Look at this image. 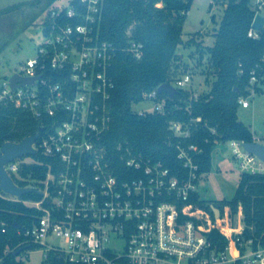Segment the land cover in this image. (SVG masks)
<instances>
[{
	"label": "built area",
	"instance_id": "1",
	"mask_svg": "<svg viewBox=\"0 0 264 264\" xmlns=\"http://www.w3.org/2000/svg\"><path fill=\"white\" fill-rule=\"evenodd\" d=\"M78 3L82 9L69 5L67 17H59L61 8L51 10L39 24L42 40L36 53L15 72L33 82L11 86L9 78H2L0 105L44 118L47 129L33 146L51 157L44 179L30 185L40 198L25 201L42 213L32 227L19 230L25 238L16 248L32 243L42 248L44 258L53 250L73 264H264V232L247 231L227 210L216 216L212 209L213 219L203 217L202 210L188 215L183 202L199 180V164L189 152L193 144L177 143V157L187 169L181 178L127 144L117 145L118 158L107 151L102 138L112 121L110 67L117 47L99 35L102 0ZM251 6L247 35L259 39L264 21L260 29L252 22L256 14L264 16V0H251ZM126 49L137 58L142 55L139 42L130 41ZM262 69L259 63L250 71L249 92L238 97L240 106H249ZM171 81L189 89L191 75ZM143 100L152 102V108L138 114L167 111L166 97L157 88L144 92ZM169 126L176 136L189 134L187 124L172 121ZM250 141L264 146V135L253 134ZM227 142L240 173L264 175V159L245 149L247 141ZM23 156L6 164L10 175L24 162L40 163Z\"/></svg>",
	"mask_w": 264,
	"mask_h": 264
},
{
	"label": "trees",
	"instance_id": "2",
	"mask_svg": "<svg viewBox=\"0 0 264 264\" xmlns=\"http://www.w3.org/2000/svg\"><path fill=\"white\" fill-rule=\"evenodd\" d=\"M56 1L24 0L0 8V31L12 35L21 17H37L38 13L30 16L24 13L26 8L39 7V13L46 12L39 24L57 8L62 9L59 17H67L66 7H58ZM191 3L192 0H102L99 35L117 47L110 67L114 81L110 99L112 121L102 139L107 151L115 158L119 156L117 145L127 144L144 157L161 161L180 178L187 175V169L177 157V143L185 147L193 144L195 149L189 152L199 164V184L201 177L211 169L212 152L217 142L252 139L248 125L238 119V97L248 94L249 73L259 63L263 66L262 77L254 87L257 92L261 91L264 62L260 57L264 37L255 39L247 35L254 14L251 0H211L209 6L221 4L223 14L214 30L213 44L206 46L214 75L209 88L196 97L185 88H177L172 97L159 92L160 97H166L167 111L138 114L132 105L142 100L144 92L156 89L163 82H171L170 70L178 58V46L194 42L192 38L182 39L183 24ZM72 4L82 9L78 0H70ZM33 19L24 21L22 26H27ZM132 40L141 44L139 58L126 49ZM194 44L200 45L198 41ZM197 117L200 120H196ZM172 121L187 124L189 134L186 137L174 135L169 126ZM46 129L44 118L18 107L0 105V145L8 140L20 141L30 134L39 133L40 137ZM23 157H32L40 163H22L16 173H11L13 180L25 187L39 184L48 170L50 155L38 151ZM38 198L40 194L35 189L20 198L0 190V264H23L18 255L25 246L38 248L32 243L17 246L18 249L24 247L13 255L18 250L16 244L25 238L19 230L32 227L42 213L25 201ZM183 203L188 207V215L194 210H202L203 217L208 215L212 219L211 205L221 214L227 210L230 218L239 211L247 231L264 232V175L241 172L229 200L203 199L197 186ZM45 261L73 264L53 250L48 251Z\"/></svg>",
	"mask_w": 264,
	"mask_h": 264
},
{
	"label": "rangeland",
	"instance_id": "3",
	"mask_svg": "<svg viewBox=\"0 0 264 264\" xmlns=\"http://www.w3.org/2000/svg\"><path fill=\"white\" fill-rule=\"evenodd\" d=\"M24 0H0V8ZM211 0H192L183 24L182 39L189 38L198 41L186 45H179L177 48L178 58L170 70V77L173 80L184 73L191 75L188 83L189 89L194 94H199L209 88L210 81L214 75L208 62L206 46L214 42V30L217 28L223 14V6L213 3ZM58 7H69L70 0H57ZM39 7L26 8V14L37 17H21L18 20L14 34L10 35L0 31V78H9L19 70V66L26 59L33 57L36 47L42 40V31L39 23L46 12L39 13ZM264 14V12H262ZM27 26H22L24 21H30ZM199 48V49H198ZM174 85V82H170ZM249 106H239L237 116L244 122L253 134L264 135V83L261 84V91L255 92L248 97ZM152 108V102L143 100L132 105L134 111ZM240 174L239 161L231 153V145L227 142H217L212 152V166L209 172L205 173L198 184L199 195L206 200L231 199ZM242 222V215L238 211L234 215V223ZM23 264H49L45 261L42 248H35L21 252L18 255Z\"/></svg>",
	"mask_w": 264,
	"mask_h": 264
},
{
	"label": "water",
	"instance_id": "4",
	"mask_svg": "<svg viewBox=\"0 0 264 264\" xmlns=\"http://www.w3.org/2000/svg\"><path fill=\"white\" fill-rule=\"evenodd\" d=\"M264 21V16H261L260 14H256L255 18L252 22V26L255 29H260L262 26V23ZM34 78H26L18 73H13L9 77V81L11 86H16L17 82H20L21 84L25 83H31L33 82ZM2 84V78H0V86ZM158 92H166L171 97L173 94L177 91V88L172 85L169 82H163L157 87ZM39 133L30 134L22 138L20 141H4L0 145V190L16 196L17 198H20L23 194L30 192L34 189L30 187L20 186L15 183L12 176L9 174V172L6 169V164L9 161H12L16 157L23 156L25 154H35L36 149L33 146V143L36 141ZM245 149H247L250 152H253L257 154L259 157L264 159V146L247 141L244 143ZM212 209L216 216L219 215V209L215 206H212ZM21 249L16 250L13 252V255H17Z\"/></svg>",
	"mask_w": 264,
	"mask_h": 264
}]
</instances>
